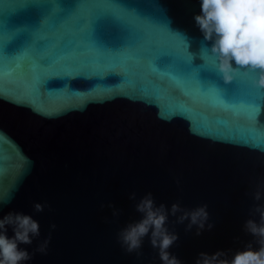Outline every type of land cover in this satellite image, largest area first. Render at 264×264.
Masks as SVG:
<instances>
[{"label": "water", "instance_id": "95a60500", "mask_svg": "<svg viewBox=\"0 0 264 264\" xmlns=\"http://www.w3.org/2000/svg\"><path fill=\"white\" fill-rule=\"evenodd\" d=\"M200 2L0 0V216L39 222L30 253L51 231L24 264H162L147 236L140 256L117 242L141 215L131 192L207 206L199 235L169 215L181 264L258 250L244 224L264 204V88L235 64L223 80Z\"/></svg>", "mask_w": 264, "mask_h": 264}, {"label": "clouds", "instance_id": "9594fccd", "mask_svg": "<svg viewBox=\"0 0 264 264\" xmlns=\"http://www.w3.org/2000/svg\"><path fill=\"white\" fill-rule=\"evenodd\" d=\"M200 8L201 12L194 16V20L203 33L204 40L212 41L210 52L215 57V67L223 80L227 83L233 79L235 64L252 71L259 70L254 83L264 88V0H201ZM252 197L255 201L261 200V187L252 193ZM129 199L135 201V211L141 215L138 220L130 221L118 230L117 242L125 252H135L140 256L143 239L147 236L152 248L158 250L162 264H181L168 251L178 238L175 232H170L166 227L169 215L176 216L177 223L188 220L187 229L196 225L199 235V230L205 227L208 219L207 206L188 209L179 202H174L168 208L163 203L157 205L150 191L145 192L138 200L136 193L131 192ZM107 206L113 208V216L119 215V210L111 203ZM46 207L47 202L33 203V209L38 213L43 212ZM251 211L259 214V222L248 219L244 229L257 238L258 250H254L249 243L243 250L236 251L231 259L221 250L212 254L201 252L196 264H264V204L253 205ZM55 227V224L49 225L50 230ZM9 229L11 236L8 235ZM40 235L39 222L31 215L19 211L4 213L0 216V264H24L37 252L46 254L51 231L33 252L20 247L22 244L31 245Z\"/></svg>", "mask_w": 264, "mask_h": 264}]
</instances>
